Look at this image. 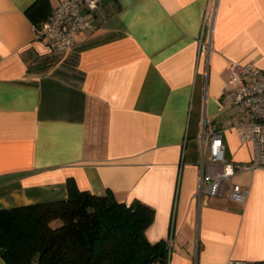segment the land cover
Returning <instances> with one entry per match:
<instances>
[{
	"label": "crops",
	"instance_id": "1",
	"mask_svg": "<svg viewBox=\"0 0 264 264\" xmlns=\"http://www.w3.org/2000/svg\"><path fill=\"white\" fill-rule=\"evenodd\" d=\"M35 1L0 0V208L66 198L72 178L153 208L145 235L168 254L151 264L264 261V167L229 177L226 188H249L245 202L197 196L201 171L223 167L207 137L201 168L204 128L231 163L252 158L232 127L247 110L223 93L229 60L264 69V0H102L67 54L36 37ZM61 1L47 0L50 12Z\"/></svg>",
	"mask_w": 264,
	"mask_h": 264
},
{
	"label": "trees",
	"instance_id": "2",
	"mask_svg": "<svg viewBox=\"0 0 264 264\" xmlns=\"http://www.w3.org/2000/svg\"><path fill=\"white\" fill-rule=\"evenodd\" d=\"M27 13L39 25L51 12L47 0H36ZM66 188L63 199L0 208V257L6 264L166 261V241L150 242L145 235L152 207L138 200L126 204L111 190H80L72 178Z\"/></svg>",
	"mask_w": 264,
	"mask_h": 264
},
{
	"label": "built area",
	"instance_id": "3",
	"mask_svg": "<svg viewBox=\"0 0 264 264\" xmlns=\"http://www.w3.org/2000/svg\"><path fill=\"white\" fill-rule=\"evenodd\" d=\"M102 0H62L39 25H33L37 38L43 39L57 53H69L75 44V34L84 29H93L95 24L91 18ZM213 13L205 10L203 27L211 30ZM211 31L208 35L201 32L199 36V53L208 61L211 51ZM229 89L223 93V103H231L244 107L247 114L236 121L232 127L239 139L249 142L252 147V158L248 162L231 163L225 155L222 135L218 131L210 134L203 129L201 135L202 148L200 165H204V143L211 138L208 148V159L214 163H222L220 171L204 175L201 171L198 198L202 195H221L226 189L230 200L245 202L249 196V188L240 184H231L226 188L229 177L237 172L253 171L264 167V69L256 67L252 62L229 60L227 63ZM206 180V184L203 181ZM226 264H245L240 260L230 259Z\"/></svg>",
	"mask_w": 264,
	"mask_h": 264
}]
</instances>
